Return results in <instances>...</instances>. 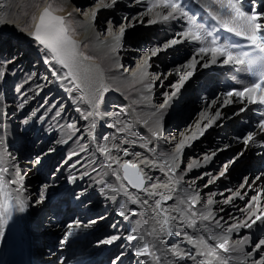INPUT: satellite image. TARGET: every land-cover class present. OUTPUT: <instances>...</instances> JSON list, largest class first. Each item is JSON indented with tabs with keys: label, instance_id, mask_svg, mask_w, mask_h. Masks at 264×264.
Masks as SVG:
<instances>
[{
	"label": "bare ground",
	"instance_id": "6f19581e",
	"mask_svg": "<svg viewBox=\"0 0 264 264\" xmlns=\"http://www.w3.org/2000/svg\"><path fill=\"white\" fill-rule=\"evenodd\" d=\"M91 1L83 0V5L78 4L79 12L71 0L44 3L41 0H0V168L8 169L0 172V176L5 182L16 181L6 185L19 213L21 246L28 254V261L21 264H55L58 254L70 253L66 260L59 258V263L84 264L93 259L92 264H108V260L110 264H199L206 257L196 253L207 251L199 239L214 245L221 242L219 237L227 238L230 249H235L220 253L228 264H253L260 260L264 257V245L256 249L250 242L255 237L259 238L256 244L264 240V182L253 179L249 183V179L244 178L236 188L229 183L232 163L243 151L225 159L220 166L213 165V161L235 140L234 136H228L227 130L230 123L239 118L248 124L243 148L255 152L243 169L250 171L258 165L263 170L264 130L260 124L264 122V112L259 108L260 103H248L246 98L228 95L247 87L240 64H224L222 57L213 64L211 53L197 54L200 47L206 46L205 42L182 35L188 31V17L198 19L205 13L211 16L205 7L206 0H177L187 16L176 13L168 19L156 15L157 12L166 15L167 9L148 10L157 0H98L90 6ZM248 1L258 2L264 8V0ZM105 4L110 6L105 7ZM34 8L37 11L32 15ZM45 8L64 18L68 35L76 42L72 66L75 79L68 76L69 69L57 63L53 54L34 37L35 25ZM54 9L60 12L55 13ZM99 13L108 16L105 26L98 25ZM121 18L122 22L129 19L125 25L114 28ZM262 18L264 16L259 23ZM145 20L147 22L141 25L140 21ZM151 26L162 29L161 38L168 40L161 44V49L145 50L143 55L148 54L147 57L143 56L129 67L135 50L125 46L128 45L125 39L134 29ZM121 28H124L122 35ZM204 28L208 29L209 25ZM117 36L119 39L114 38ZM141 39L144 36L130 40L129 45L136 49ZM172 40L179 43L171 44ZM15 50L20 52L6 61L4 57ZM164 50L189 55L187 64L171 67L166 73L177 78L175 85L168 86L166 76L151 73L157 66L158 54ZM204 64L209 66L204 67ZM194 69L198 70L194 72ZM191 83L213 89L223 83L224 92L216 88L209 104L220 102L217 110L223 113L231 107L233 113L223 119L221 113L217 117V112L206 107L196 121L181 129H177L180 118L172 121V127H167L170 116L189 103L185 97ZM198 97L203 99V104L206 102L203 95ZM249 135L253 139L245 143ZM219 141L224 144L215 150ZM21 142L45 149L32 162L21 163L18 159ZM101 146L109 150L107 155L99 151ZM125 150L128 155L124 154ZM60 155L63 158L52 168L48 180H44V172ZM116 160L119 163H115ZM125 162L138 165L148 192L172 199L164 201L161 195L149 196L142 189L128 187L120 167ZM34 175L40 176L44 183L37 197L29 193L30 179ZM152 184L158 187L152 188ZM17 188L19 192L15 191ZM113 188L117 191H112ZM197 196L195 207H191L192 198ZM209 199L213 203L208 204ZM157 200H161L159 209ZM18 201L23 202V211L19 210ZM121 211L124 216L120 215ZM209 213L208 221L200 220L201 214ZM66 214L71 218L68 221ZM165 215L169 224L164 227L170 228L171 236L161 231L160 222ZM256 216L261 219L250 228L228 231L232 225L251 223ZM191 219L197 221V227H187ZM33 228H37L35 233ZM185 232L193 243L187 242ZM129 236L136 239L130 240ZM5 237L6 226L0 209V264H4L7 257ZM113 237L118 238L111 244L104 243ZM208 237L217 239L208 240ZM245 237L247 241L239 243ZM144 244L159 261L151 255L135 254ZM176 244L195 259L187 255L184 259L174 256L169 249ZM213 264L219 261L214 260Z\"/></svg>",
	"mask_w": 264,
	"mask_h": 264
},
{
	"label": "snow or ice",
	"instance_id": "6c2138e0",
	"mask_svg": "<svg viewBox=\"0 0 264 264\" xmlns=\"http://www.w3.org/2000/svg\"><path fill=\"white\" fill-rule=\"evenodd\" d=\"M115 2V0H113ZM105 7H109L110 5L105 4ZM205 7L209 10V13L211 14L213 20L216 21V24L226 29L229 33H234L236 36H242L244 37L251 46H253L255 49L258 50L260 55H257L255 58H252L248 61L250 64H256L260 63L261 67L264 68V32L261 31L262 24L258 21L261 19L264 14H257L254 10L251 14H248L245 12L242 8V0H206ZM153 8H160V9H167L166 15L161 16L159 12L156 13L158 17L161 19H168L169 17H174V14L180 13L184 16H187V13L183 12L181 9V5L177 2V0H157V2L152 3L149 7V11H152ZM94 16V13H93ZM153 23L155 21H152ZM188 24L189 28L188 31L184 32L182 35L186 38H191L192 40L205 42L206 46L200 47L198 49V55L199 54H205L211 53V63L215 64L219 58H223L222 63L224 64H244L245 59L244 57L249 56V53L247 52H236L232 50L231 47L226 45H221L218 43L217 39L213 37V33L211 30L205 29L203 26L198 25L196 23V19L194 16L188 17ZM124 32V28L120 29V35H122ZM34 37L35 39L44 46L45 49L49 50L53 54V59L56 60L57 63L62 65L64 68H68V76L75 79V76L72 72V66L75 63V57H76V42L71 39V37L68 35V29L64 25V18L61 16L53 15V13L50 11V8H45L42 14L39 17V22L35 25V31H34ZM208 37H212L210 40L207 39ZM115 39H119V37H114ZM179 43L177 40H172L171 44ZM156 53L153 52V55ZM88 59V57H86ZM204 67H208V64H204ZM191 75V73H189ZM264 72L261 74V78L249 86L243 88L241 91H236L235 93L229 92V96L235 95L236 97H240L242 100L247 99L248 103H260L264 104ZM79 87V85H77ZM178 90V89H177ZM175 95V93H173ZM231 101H229L230 103ZM243 111V109H241ZM220 115L219 112L216 113V116L218 117ZM261 130H264V122H261L260 124ZM117 131H122V129H118ZM133 135H135L133 133ZM153 135H158V133H153ZM253 137L249 135L245 143L248 141H251ZM180 147H183V145H180ZM99 151L103 154H108L109 150L101 146L99 148ZM125 155H128V152L125 150ZM111 159V157H109ZM205 159H209V157H206ZM115 163H119L118 160L115 161ZM109 168L112 167V164L108 165ZM120 167L124 170V179L128 181V183L133 187L137 189H142L143 191L147 192L149 196L152 195H161V199L164 201H167L169 199H172L171 196H163L162 194L156 193V192H148L146 188H144V177L141 175V171L138 168V165L131 162H125L123 164H120ZM191 167V166H190ZM129 169L133 170L135 173V179L131 175H129ZM7 168H0V172H7ZM224 172L220 173V176H223ZM117 179H120L119 176H117ZM148 179H151L149 177ZM259 179V178H257ZM15 180H10L5 182L3 180V177L0 176V192H5V195L7 196V192L5 190L6 184H15ZM247 183V181H246ZM243 186V185H242ZM108 187H111L110 185ZM152 188L158 187L156 184L151 185ZM15 191L19 192L20 189L17 188ZM112 191H117V189H112ZM128 193L125 192V195ZM234 195L239 196L240 193H234ZM131 199V197H129ZM199 197L192 198L191 201V207H195V203ZM230 199V198H229ZM135 202V201H133ZM226 203L228 200L225 201ZM18 203L21 205L19 208L20 211H23V202L18 201ZM144 203H147V200L144 201ZM183 203V201H182ZM208 204L213 203L211 199L207 201ZM156 208H161V200L156 201ZM179 211V209H176ZM191 210V208L189 209ZM4 211L7 212V206H4ZM166 212V210H164ZM121 216H124V211L120 212ZM193 216L196 215L195 212L192 213ZM211 217V213L208 215L201 214L200 220L201 221H208ZM172 219H175V217H172ZM251 219V218H250ZM260 216H256L255 219H251V223L248 221H244L242 223L232 225L228 228V231L231 232L237 228L240 227H251L252 224L256 223L257 220H260ZM161 223V231H167V235L171 236L173 235L170 228L165 229L164 226L169 224V218L167 215H165V218ZM183 221H181V224L183 225ZM217 225L219 224V221H216ZM188 228H195L197 227V221L195 219H191L188 224ZM179 235V233H177ZM187 242L193 243L192 237L188 236L187 232L184 233ZM118 237H113L110 240L104 241V243L111 244L115 239ZM128 239L133 240L136 239L135 236H129ZM217 239L215 237H208V240ZM221 242H217L214 245L208 244L207 241L203 238L199 239V243L205 245L207 251H200L197 252L196 255L205 256L206 259L201 260L199 264H213V261H219V264H228V260L223 258L220 253H228L230 250L234 251L235 249H230L229 247V240L225 237H219L218 238ZM247 241V238L245 237L244 240L240 241L239 243L243 244ZM264 245V240H261L258 244L255 245L256 249H260L261 246ZM169 251L179 259H184V257L187 255L191 259H195V256H193L191 253H184L180 250V246L178 244L172 245V247L169 249ZM137 256H144V255H151L154 256V258L159 261V257H155V254L150 252L149 246L147 244H144L139 250L135 253ZM250 255V253H249ZM210 258V259H209ZM253 264H264V257H261L260 260L253 261Z\"/></svg>",
	"mask_w": 264,
	"mask_h": 264
},
{
	"label": "rangeland",
	"instance_id": "374dc122",
	"mask_svg": "<svg viewBox=\"0 0 264 264\" xmlns=\"http://www.w3.org/2000/svg\"><path fill=\"white\" fill-rule=\"evenodd\" d=\"M49 0H41V3L43 2H47ZM83 0H71V2L74 5V8L77 9L80 12V8L78 7V4L82 3L83 5ZM98 0H92L91 2H89L90 6L94 5L97 3ZM85 7V5H84ZM181 9L183 12H185L183 10V7L181 5ZM36 8H34L31 12L32 15L36 14ZM52 11V10H51ZM55 13H59L60 11L54 9ZM186 13V12H185ZM34 16L31 20H29V28L27 30V32H29L32 22L34 20ZM68 18V17H66ZM129 18L125 19L122 22V18L118 19L115 24H114V28L119 27L121 24H126ZM98 25L103 24L104 26L107 24L108 22V16H104L102 13H99L98 15ZM147 22V20L140 21L141 25H144ZM163 35V31L162 29L156 27V26H151L149 28H145V29H134L132 31V34H128L127 38L125 39V41L128 43V45L126 44L125 46L129 47L130 50H135L132 52V59L129 61V67L132 66L134 64V62L136 60H140L144 55L143 53L145 52V50H151L153 47L157 48V49H161L162 48V43L167 41L168 38H161ZM144 36V39H141V43H137V47L136 49H134L133 45H129V41L130 40H134L135 38ZM146 42H149V44H146ZM1 48V45H0ZM13 50V49H11ZM20 52L19 50H15L11 55L9 56H5L4 59L6 61H10L13 58V55L16 53ZM148 54H146L144 57H147ZM12 57V58H11ZM158 59V63L157 66L155 67V69L151 70L152 74H158V77H165V81H167V85H175L177 83V78L174 75H166V73L168 72L169 68L171 67H175V66H181V65H185L188 62L189 59V55L188 54H184L183 51H162L161 53L158 54L157 56ZM198 69H194L193 71L196 72ZM191 90L189 92H187L186 94V99H189V103L184 107V108H180L177 110V112L173 115L170 116V123L167 125V127L170 128V124L172 123L173 120H179L180 118V125L177 127V129H181L182 127H184L185 124H189L191 121H196L197 116H199L203 110L206 107H209V110L212 112H219L222 115V118H227L229 117L232 113H233V109L231 107H228L227 110H224L223 113L221 112V109L217 110V108H219L220 106V102H216V103H210L209 104V100L210 97L213 95L214 90L217 88L219 89L221 92H224L225 88H224V84L220 83L219 85L216 86L215 89H213V87H208L207 85L201 86L200 88L198 86H196V84L191 83L190 85ZM201 94L204 97H206V102L203 104V99H200L198 97V95ZM44 96V95H43ZM162 102V100H161ZM185 102V101H183ZM209 104V105H208ZM191 117V118H190ZM240 122H243V124H239ZM242 128V129H239ZM172 127V126H171ZM248 132V124L244 121H241V119H236L234 121H232L230 123V126H228V130H227V134L228 136H234L235 140H231L226 146L229 147L228 150H226L223 154H220L214 161H213V165L214 164H218L219 166L221 164H223L225 159H230L232 158L234 155H236L237 153H239L240 151H243V153L239 156V158L232 163L231 169L229 170V183L234 187H238L242 184L244 178L249 179V183L251 182V180H261L262 183L264 182V175L262 174V169L257 165L255 167L252 168V170L250 171H246L243 169L244 164L247 161H250L254 158V153L252 150H246L243 148V144H242V140L245 137V133ZM38 136L33 139V143L35 141H37ZM232 143V144H231ZM224 144L223 142L219 141L216 142V146L214 147L215 150H217V148L220 147V145ZM45 147L42 146V148H40V146H36L35 148H33L32 146H29V143L24 144V143H20L18 145V159L19 161L25 162V161H29L32 162L33 159H35V157H37L39 154H41L44 151ZM206 149V148H205ZM207 150V149H206ZM63 158V155L59 156L58 159L56 160V162L51 166V168H49L48 170H46L44 172V176L45 179L44 180H48L49 176L52 174V168L55 167V165L58 164V162H60V160ZM22 166V164H21ZM24 166V165H23ZM217 166H215L216 168ZM218 168V167H217ZM259 178V179H257ZM30 190L29 193L30 195H33V197H37L38 194L41 192V187L44 184L41 177L38 175H34L31 177L30 179ZM93 212V211H92ZM91 212V213H92ZM101 213H98V215H100ZM96 217V215H95ZM65 219L68 221L70 220V216L68 214L65 215ZM258 237L253 238V240L250 242V246L253 247L256 245L257 241H258ZM59 251L56 252V255L58 254ZM108 264L111 263L110 260L107 261ZM55 264H60L58 261V255L55 259Z\"/></svg>",
	"mask_w": 264,
	"mask_h": 264
},
{
	"label": "water",
	"instance_id": "95a60500",
	"mask_svg": "<svg viewBox=\"0 0 264 264\" xmlns=\"http://www.w3.org/2000/svg\"><path fill=\"white\" fill-rule=\"evenodd\" d=\"M123 174H124V170L122 169ZM129 175H131L133 177V179H135V173L133 170L129 169Z\"/></svg>",
	"mask_w": 264,
	"mask_h": 264
}]
</instances>
